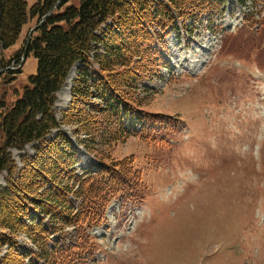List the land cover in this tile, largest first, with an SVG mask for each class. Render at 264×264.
<instances>
[{
  "label": "rangeland",
  "instance_id": "obj_1",
  "mask_svg": "<svg viewBox=\"0 0 264 264\" xmlns=\"http://www.w3.org/2000/svg\"><path fill=\"white\" fill-rule=\"evenodd\" d=\"M38 1L26 0L29 13ZM37 23L30 19L18 44L0 52V98L8 103L37 72L33 53L22 67L16 57ZM164 42L169 69L141 97L144 111L165 118L150 139L98 145L96 156L62 127L79 172L132 157L146 188L142 202L109 203L107 224L92 231L98 254L84 264H264V0H225L214 22L205 17L193 36L171 33ZM79 66L56 95L59 119ZM33 147L13 150L14 159L20 164ZM16 241L21 251H39L25 234ZM7 254L0 248V263Z\"/></svg>",
  "mask_w": 264,
  "mask_h": 264
},
{
  "label": "trees",
  "instance_id": "obj_2",
  "mask_svg": "<svg viewBox=\"0 0 264 264\" xmlns=\"http://www.w3.org/2000/svg\"><path fill=\"white\" fill-rule=\"evenodd\" d=\"M224 5L225 0H39L29 13L26 0H0L3 50L17 44L29 19L56 6L29 43L36 74L13 103L0 98V173L6 174L0 248L8 246L0 264H84L93 257L88 230L103 223L112 200L137 202L146 188L132 157L77 173V149L62 127H71L80 146L96 156L98 145L147 140L158 132L165 118L144 111L141 97L150 93L146 83L170 66L164 39L172 32L192 35ZM23 53H16L19 61ZM78 63L70 106L59 119L56 95ZM135 123L143 125L141 132ZM53 131L57 135L49 139ZM30 144L34 154L19 164L12 151ZM19 233L39 251L19 250Z\"/></svg>",
  "mask_w": 264,
  "mask_h": 264
},
{
  "label": "water",
  "instance_id": "obj_3",
  "mask_svg": "<svg viewBox=\"0 0 264 264\" xmlns=\"http://www.w3.org/2000/svg\"><path fill=\"white\" fill-rule=\"evenodd\" d=\"M59 2H60V1H59ZM59 2H58V3H59ZM58 3H57V4H58ZM55 7H56V6H54L53 9H52L50 12H53L54 9H55ZM44 19H45V17L43 18V20H44ZM37 28H38V26H36V27L34 28V30H36ZM32 33H33V31H32V32L30 33V35L28 36L27 44H29V42H30V40H31ZM28 53H29L28 46H26V47H25L24 56H23V62H24L25 59L27 58ZM23 62H22V65H23Z\"/></svg>",
  "mask_w": 264,
  "mask_h": 264
},
{
  "label": "bare ground",
  "instance_id": "obj_4",
  "mask_svg": "<svg viewBox=\"0 0 264 264\" xmlns=\"http://www.w3.org/2000/svg\"><path fill=\"white\" fill-rule=\"evenodd\" d=\"M67 81V80H66Z\"/></svg>",
  "mask_w": 264,
  "mask_h": 264
}]
</instances>
